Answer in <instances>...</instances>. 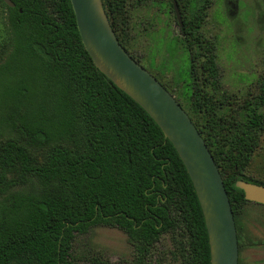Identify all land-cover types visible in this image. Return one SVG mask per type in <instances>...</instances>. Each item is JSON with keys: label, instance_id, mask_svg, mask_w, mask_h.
I'll list each match as a JSON object with an SVG mask.
<instances>
[{"label": "trees", "instance_id": "1", "mask_svg": "<svg viewBox=\"0 0 264 264\" xmlns=\"http://www.w3.org/2000/svg\"><path fill=\"white\" fill-rule=\"evenodd\" d=\"M0 0V264H75V243L93 228L128 237L122 264H211L192 181L155 121L94 65L71 0ZM125 50L130 0H102ZM141 1V0H140ZM179 7L186 54L178 78L149 71L202 135L239 216L236 186L264 129V73L240 104L223 90L217 42L201 33L213 0ZM176 18V14H175ZM177 19V18H176ZM178 22V21H177ZM167 238L169 248L159 245ZM89 264H115L91 248Z\"/></svg>", "mask_w": 264, "mask_h": 264}, {"label": "rangeland", "instance_id": "2", "mask_svg": "<svg viewBox=\"0 0 264 264\" xmlns=\"http://www.w3.org/2000/svg\"><path fill=\"white\" fill-rule=\"evenodd\" d=\"M194 1L195 7L203 5V0ZM129 2L133 4L127 9L131 51L139 57L144 68L163 80L178 78L186 54L179 40L181 34L171 3L169 0ZM201 33L217 42L223 90L233 94L236 104H240L255 91L264 73V0H213L206 8ZM244 173L264 181V129ZM239 223V264H264V205H245ZM169 247L168 239L164 238L160 250L166 251ZM91 248L101 250L115 264H122L131 254L127 235L117 228L96 227L78 237L74 248L75 264H89L85 257Z\"/></svg>", "mask_w": 264, "mask_h": 264}, {"label": "water", "instance_id": "3", "mask_svg": "<svg viewBox=\"0 0 264 264\" xmlns=\"http://www.w3.org/2000/svg\"><path fill=\"white\" fill-rule=\"evenodd\" d=\"M71 4L83 45L96 68L155 121L183 162L205 219L211 264H239L236 223L224 181L190 116L121 45L102 0H71ZM174 10L182 26L175 1ZM236 186L248 202L264 205V186L245 181H238Z\"/></svg>", "mask_w": 264, "mask_h": 264}]
</instances>
